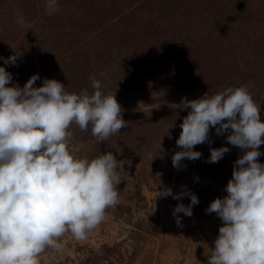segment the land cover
<instances>
[{
	"label": "rangeland",
	"instance_id": "rangeland-1",
	"mask_svg": "<svg viewBox=\"0 0 264 264\" xmlns=\"http://www.w3.org/2000/svg\"><path fill=\"white\" fill-rule=\"evenodd\" d=\"M49 16L45 0H0V66L23 87L38 74L65 84V91L114 95L127 127L97 143L91 125L73 123L72 143L80 158L113 152L129 175L118 185V201L87 239L67 232L63 252L48 248L40 264H208L222 221L206 209L227 193L234 162L242 150L227 143L229 134L210 129V143L195 146L197 160L177 169L172 156L188 114L182 98L210 97L228 87L247 86L261 105L264 121V0H58ZM23 16L30 27L17 24ZM21 51L16 65L4 59ZM66 76V77H65ZM11 86V85H9ZM230 149L208 163L210 148ZM260 151L264 153V145ZM264 163V155L258 157ZM190 191L199 203L192 216L173 215L180 200L158 191Z\"/></svg>",
	"mask_w": 264,
	"mask_h": 264
},
{
	"label": "clouds",
	"instance_id": "clouds-1",
	"mask_svg": "<svg viewBox=\"0 0 264 264\" xmlns=\"http://www.w3.org/2000/svg\"><path fill=\"white\" fill-rule=\"evenodd\" d=\"M60 11L58 0H45V12ZM17 24L30 27L23 16ZM21 51L4 59L16 65ZM66 77V76H65ZM33 75L23 87L12 84V74L0 66V264H40L48 248L63 252L60 239L70 232L85 240L105 219L106 209L118 201V185L129 175L124 160L109 151L96 158H80L79 147L69 131L75 123L83 132L91 125L97 143L126 128L123 109L115 94L102 91L101 82L89 76L94 91H65V84L44 79L34 87ZM11 85V86H9ZM181 110L188 114L172 156L179 169L185 159L194 161L202 153L197 145L210 143V129L217 135L229 134L227 143L242 150L234 162L231 179L222 198L214 199L205 210L222 221L208 256V264H264V163L258 157L264 145V121L247 86L228 87L208 96L182 98ZM228 147L210 148L208 163H217ZM158 197L180 200L173 215L182 226L179 213L192 216L199 203L190 191H158Z\"/></svg>",
	"mask_w": 264,
	"mask_h": 264
}]
</instances>
